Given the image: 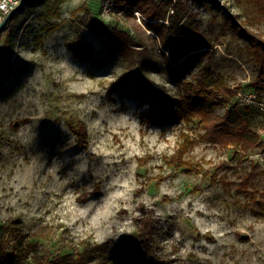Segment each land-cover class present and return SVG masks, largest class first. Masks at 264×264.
<instances>
[{"label": "rangeland", "instance_id": "374dc122", "mask_svg": "<svg viewBox=\"0 0 264 264\" xmlns=\"http://www.w3.org/2000/svg\"><path fill=\"white\" fill-rule=\"evenodd\" d=\"M172 2L155 30L112 0H24L0 22V62L6 39L14 43L0 70V218H19L30 239L39 224L56 226L38 238L43 249L97 242V264H264V99L253 91L247 41L226 14L264 36V0ZM169 29L178 52L192 49L182 80L221 75L236 89L229 103L198 105L239 108L262 147L237 155L201 138L196 120H147L156 106L138 93V76L183 95L168 66ZM69 118L84 122V143ZM187 138L189 172L168 163ZM141 208L157 217L156 233L136 247L129 237Z\"/></svg>", "mask_w": 264, "mask_h": 264}, {"label": "trees", "instance_id": "16d2710c", "mask_svg": "<svg viewBox=\"0 0 264 264\" xmlns=\"http://www.w3.org/2000/svg\"><path fill=\"white\" fill-rule=\"evenodd\" d=\"M172 0H112V4L118 10H124L125 14L131 16L133 11H139L145 18L147 27L155 30L157 20L166 19L167 11ZM59 0H56V6ZM225 10V6H222ZM226 11V10H225ZM51 14H57V7L50 10ZM230 16L232 26L240 37L247 41L246 50L258 67L257 75L252 81L253 91L259 100L264 99V36L239 24L235 16L226 12ZM14 16H10V20ZM172 20V19H171ZM172 23V22H171ZM5 28V27H4ZM125 32H123L124 34ZM127 36L128 34H124ZM169 38L173 46L169 48L171 52L168 64L171 74L176 77V81L182 85V94L171 95L164 87L158 85L144 74L136 78L139 84L138 93L150 104L156 106L154 112L148 114V121H153L165 117V119L196 120L197 126L201 130L200 137L208 142L222 146H236L239 152L247 153L252 149L263 146L260 133L252 126L247 116L239 108H229L223 114H218L204 106H199V102L215 101L217 103H229L231 97L236 93V89L229 86L225 79L218 75L215 78L201 75L194 83L181 79V74L188 66V59L181 60L185 53L192 49H187L183 53L178 52L175 45L177 43L175 32L169 29ZM14 43L10 38L6 39L2 47L4 54L0 62V70L6 69V63L11 60ZM139 64L145 65L147 57L144 51H140ZM174 64V65H173ZM172 65V66H170ZM119 82L130 79L129 74L121 76ZM136 87V86H135ZM185 103H188L185 105ZM154 115V116H153ZM67 125L71 132L78 138L79 143H84L87 137L86 126L80 119L69 118ZM189 139L179 143L175 152L168 158V163L178 167H183L184 171H194L196 168L188 160L183 158L188 149ZM264 150V147H263ZM205 178L206 174H202ZM136 230L130 235V243L134 246H143L150 243L156 233L155 223L157 217L153 211L141 208L139 214L134 216ZM56 226L39 224L31 233L32 239L27 237L23 231V224L19 218H0V264H26L30 259L31 264H97L93 258V251L102 252L104 244L88 243L82 249L78 248L73 252H52L43 249L38 241L39 237L53 233Z\"/></svg>", "mask_w": 264, "mask_h": 264}, {"label": "built area", "instance_id": "2783aa9c", "mask_svg": "<svg viewBox=\"0 0 264 264\" xmlns=\"http://www.w3.org/2000/svg\"><path fill=\"white\" fill-rule=\"evenodd\" d=\"M22 0H0V22L4 19L5 15L10 13Z\"/></svg>", "mask_w": 264, "mask_h": 264}, {"label": "water", "instance_id": "95a60500", "mask_svg": "<svg viewBox=\"0 0 264 264\" xmlns=\"http://www.w3.org/2000/svg\"><path fill=\"white\" fill-rule=\"evenodd\" d=\"M24 2V0H22V3ZM16 9V8H15ZM13 9L9 14H8V17L7 19L9 18V16L12 15L13 11L15 10ZM7 20H4L1 24H0V30L3 28V26L6 24Z\"/></svg>", "mask_w": 264, "mask_h": 264}]
</instances>
